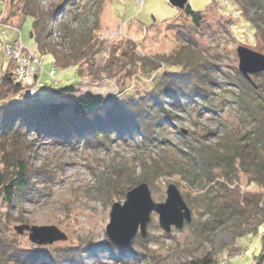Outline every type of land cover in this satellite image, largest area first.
<instances>
[{
    "label": "rangeland",
    "instance_id": "374dc122",
    "mask_svg": "<svg viewBox=\"0 0 264 264\" xmlns=\"http://www.w3.org/2000/svg\"><path fill=\"white\" fill-rule=\"evenodd\" d=\"M59 1L39 0V7L49 10ZM237 1L187 0L194 10H204L203 25L196 27L169 0H74L75 13L68 16L66 24L70 31L89 38L92 48L86 55L97 74L80 77L74 84L76 91L61 97L76 99L93 94L107 103L116 97H129L149 85L163 69L178 70L176 58H171L174 54L195 51L200 59L191 64L201 62L203 76L212 79L204 86L205 106L170 107L166 125L157 128L152 139L112 133L109 139L92 137L64 145L38 141L34 132L27 133L26 140L18 143L27 157L31 188L24 198H16L10 205L0 199V233L44 253L39 264H58L65 257L75 264H187L208 252L217 259L215 264H264L263 214L248 226L233 229L232 220L210 228L203 225L210 215L197 203L198 196L207 191L208 187L201 186L211 165L203 164L199 147L226 146L224 139L228 136H246L252 131L254 120L242 115L234 93L242 94L246 83L254 89L264 87V71L250 74L251 79L242 75L237 52L245 47L264 55V0L257 9ZM4 7L5 1L0 0V13ZM1 17L0 27L8 31L6 35L0 32V62L5 66L9 63L7 68H11L15 82L21 84L16 77L37 68L30 66V55L39 60L37 97H53L52 90L46 91L51 85L77 80L74 65L55 68L51 55L38 52L29 36L30 17L15 28L2 23ZM57 24H52L51 40L59 50L70 53L72 40L58 30ZM13 39L24 44L22 54L30 62L7 55L5 46ZM120 48H124L125 55L120 56L123 61L117 60ZM124 62L127 68L121 70L119 65ZM154 65L157 68L151 73ZM26 89L21 85L19 95L12 97L14 102L35 97L26 94ZM209 171L218 175L216 168ZM240 178L243 190L259 192L264 198V188ZM141 183L147 184L156 203L165 201L167 186L174 184L192 219L180 229L172 226L167 233L152 211L145 237L138 230L128 245H114L106 233L112 204H123L127 191ZM23 224L54 226L67 238L38 245L29 240V230L21 234L15 231V226Z\"/></svg>",
    "mask_w": 264,
    "mask_h": 264
},
{
    "label": "trees",
    "instance_id": "16d2710c",
    "mask_svg": "<svg viewBox=\"0 0 264 264\" xmlns=\"http://www.w3.org/2000/svg\"><path fill=\"white\" fill-rule=\"evenodd\" d=\"M4 1L2 23L20 27L25 18L30 17L29 36L38 52L41 55H51L55 68L66 69L74 65L77 76L75 81L54 83L46 90H52L57 97L43 98L44 95L37 97V92L33 99L29 98L21 103L12 99L19 95L21 84L15 82L11 68H7L1 76L0 199L6 200L8 205L16 198L20 201L31 188L27 157L19 145L20 140H26L27 133L34 132L38 141L47 140L64 145L80 139L89 140L92 137L109 139L112 133L118 136L131 135L136 138L152 139L156 129H163L166 125L170 107L184 109L205 106L203 100L207 95V89L204 86L212 79L203 76V71L200 70L201 62L191 64L200 59L195 51L191 54L186 53L187 55H184V52L174 54L171 58H176L178 70L163 69L149 85L135 90V94H128L129 97L127 95L116 97L111 103L93 94L76 99H64L61 95L76 91L74 84L80 77L97 74L91 69L92 64L86 55L92 48L89 38L86 34L77 35L76 31H70L66 24L68 16L75 13L73 6L76 3L74 0H60L55 7L44 10L39 7V0ZM237 2L257 9L262 6L263 0ZM177 8L191 18L192 25L202 27L204 10H194L188 2L183 8ZM52 24H57L58 30L64 31V35L72 40L73 49H70V53L59 50L57 44L51 40ZM186 36L189 38V35ZM123 53L124 48H120L118 61H123V57H120ZM79 65L85 66L81 68ZM119 66L121 70L127 68L125 62ZM152 68L151 73L157 67L154 65ZM119 80L123 82L124 79ZM259 88L261 85L254 89L246 83L245 89L243 87L241 89L242 94L234 93L235 102L240 107L242 115L249 121L254 120L252 123L254 129L246 136L238 135L235 138L228 136L224 139L226 146L205 145L198 149L203 164L211 163L209 167L206 165L208 167L206 182L201 186L202 189L208 187L207 191H203L197 199L203 211L210 215L206 224L203 223L210 228L225 225L232 220L235 222L233 229L240 228L250 225L260 214L264 215L263 195L256 191L243 190L240 184V177L243 176L248 184L264 188V87L262 90ZM211 167L218 169V175L209 171ZM235 182L236 185L233 186ZM231 225L233 226V223L230 227ZM14 240L16 239L9 240L0 233V264H39L42 261L44 253L32 246L23 247ZM216 262L215 256L208 252L187 264ZM58 264L75 263L73 259L68 261V257H65V261Z\"/></svg>",
    "mask_w": 264,
    "mask_h": 264
},
{
    "label": "water",
    "instance_id": "95a60500",
    "mask_svg": "<svg viewBox=\"0 0 264 264\" xmlns=\"http://www.w3.org/2000/svg\"><path fill=\"white\" fill-rule=\"evenodd\" d=\"M169 1L179 8H183L187 2V0ZM237 52L240 61L238 69L245 78L251 79L250 74L264 71V55L245 47H239ZM38 84L35 88L36 93ZM166 194L165 201L156 203L150 196L147 184L141 183L127 191L123 204L113 203L110 210V222L106 226V233L112 244L120 247L128 245L138 230L145 237L146 225L151 219L152 211L158 214V224L167 233L171 231L172 226L180 229L185 222H190L192 219L190 208L174 184L167 186ZM14 229L19 234L24 230H29V240L38 245L50 244L53 241L67 238L54 226L23 224L15 226Z\"/></svg>",
    "mask_w": 264,
    "mask_h": 264
},
{
    "label": "built area",
    "instance_id": "2783aa9c",
    "mask_svg": "<svg viewBox=\"0 0 264 264\" xmlns=\"http://www.w3.org/2000/svg\"><path fill=\"white\" fill-rule=\"evenodd\" d=\"M24 47V44L21 41L15 40L11 43H9V45L6 44L5 49L6 52L8 53L7 55L11 58H14L17 61H21V62H30V61H26L27 56H25V54H22V49ZM30 59H32L33 62H31L30 66L35 65L37 68L34 70V68L32 67L31 69L27 70V72L19 75L18 77H16V81L20 82L21 85H23L24 87H27L26 94H36V86L38 84V80H39V76L38 75V65H39V60L37 59V57L30 55L29 57ZM51 74H53V71H50Z\"/></svg>",
    "mask_w": 264,
    "mask_h": 264
},
{
    "label": "crops",
    "instance_id": "0c3cea01",
    "mask_svg": "<svg viewBox=\"0 0 264 264\" xmlns=\"http://www.w3.org/2000/svg\"><path fill=\"white\" fill-rule=\"evenodd\" d=\"M0 15H1V13H0ZM14 28H15V27H14ZM6 31H8L6 27H0V32H1V33H4V34L6 35V33H7ZM4 37H5V36H4ZM6 40H9V39H6ZM13 40H15V39H13ZM11 41H12V40H11ZM1 42H2V41H0V49H1ZM0 53H1V52H0ZM4 63H5V62H0V75L4 72V70L7 68L8 64H9V63H8V64L5 66Z\"/></svg>",
    "mask_w": 264,
    "mask_h": 264
}]
</instances>
